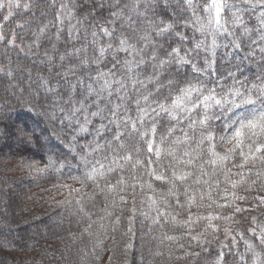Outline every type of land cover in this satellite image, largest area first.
<instances>
[{
  "label": "snow or ice",
  "instance_id": "1",
  "mask_svg": "<svg viewBox=\"0 0 264 264\" xmlns=\"http://www.w3.org/2000/svg\"><path fill=\"white\" fill-rule=\"evenodd\" d=\"M20 8L31 19L17 27L33 41L17 45V34L0 25V43L39 57L47 42L33 63L52 76L37 74L31 95L42 102L26 106L43 109L38 114L59 131L25 125L15 135L27 144L43 135L67 148L63 158L50 152L43 167H26L58 178L67 170L81 186H56L68 190L60 204L76 209L81 235L98 246L109 231L123 228L131 240L139 227L170 244L154 258L195 264L215 253L211 264H248L249 255L264 264V0H0L5 22ZM166 37L177 42L165 46L158 38ZM229 46L242 55L220 71L216 49ZM252 61L250 79L243 66ZM15 71L9 61L0 76L15 79ZM220 233L225 240L210 247Z\"/></svg>",
  "mask_w": 264,
  "mask_h": 264
},
{
  "label": "trees",
  "instance_id": "2",
  "mask_svg": "<svg viewBox=\"0 0 264 264\" xmlns=\"http://www.w3.org/2000/svg\"><path fill=\"white\" fill-rule=\"evenodd\" d=\"M27 2L29 0H21V4ZM5 15L7 11L0 10V25H3V31L5 33L14 31L18 37L17 45L30 44L34 37L28 34L29 29L27 27L21 29L17 25L26 24L31 19V13L23 8L13 9V16L6 22L2 19ZM249 24L255 25V20L249 21ZM32 28H35V23ZM188 35L191 36V32H188ZM19 37H23V40ZM197 38L199 39L198 33ZM158 39L165 46L168 42H177L174 38L171 41L167 37ZM46 47L45 41L42 43L39 57H26L18 48L0 43V66L7 67L11 61V67L16 70L15 79L0 76V105H5L4 108H0V133H6L0 136V243L7 244L0 246V264H140L141 255L145 257V264H192V257L178 262L168 261L166 256L154 258L150 255L151 252L159 250L167 253L170 244L167 241L160 243L159 240L151 239L144 235V230L139 227L137 234L131 237V240L128 236L122 235L123 228L117 232L109 231L106 237L100 236L103 243L97 246L95 237L81 235L84 225L78 222L80 217L75 214L76 209L60 204V201L69 197V192L63 188L58 191L57 185L72 184L75 185L73 187H81L67 178V170L63 178H58V174L54 172L38 176L26 167L27 164L34 162H38L37 166L43 167L50 152H55L57 157L63 158L62 154L68 151L55 138L49 140L42 135L39 143L27 144L15 135V128L25 125L38 134L45 127L59 131V125L54 127L44 116L38 114L43 109L37 106L34 111H30L26 106L28 101L36 105L42 102L31 95L32 91H38L37 74L44 77L52 76L45 66L33 63L42 58ZM238 55L242 53H237L231 46L217 48L216 67L220 71H225L238 62ZM199 63L202 65V61ZM29 69L32 76L31 89L28 87L27 79ZM243 71L253 79L257 72L255 61L244 65ZM7 85H10V88ZM20 89L24 91L21 92ZM12 93H15V96ZM70 135L68 133L69 139ZM61 138H64L63 135ZM79 142L83 144L85 139H80ZM137 146L146 153V145ZM243 194L254 195L252 192ZM240 224L241 221H238L232 227L240 228ZM167 231L169 235L176 234L171 226ZM159 234V232L155 233L157 236ZM222 237L223 233H220L219 240L210 247H215ZM129 242L133 246L125 250ZM194 250L199 251L198 248ZM256 250L262 251L259 247ZM239 251H245L243 244L240 245ZM214 258L215 253L211 257L202 256L195 261V264H211ZM247 259L248 264H251V255ZM229 264H235V258H230Z\"/></svg>",
  "mask_w": 264,
  "mask_h": 264
},
{
  "label": "rangeland",
  "instance_id": "3",
  "mask_svg": "<svg viewBox=\"0 0 264 264\" xmlns=\"http://www.w3.org/2000/svg\"><path fill=\"white\" fill-rule=\"evenodd\" d=\"M0 67H1V66H0ZM7 87L10 88V85H7ZM32 92H34V91H32ZM31 129H32V128H31ZM69 185H72V184H69ZM72 186H75V185H72ZM246 227H247V226H246ZM233 228L236 229L237 227H236V228L233 227ZM224 240H225V237H224V235H223V237L220 239V241H224ZM220 241H219V242H220ZM241 244H242V243H241ZM251 258H252V257H251ZM251 264H252V259H251Z\"/></svg>",
  "mask_w": 264,
  "mask_h": 264
}]
</instances>
